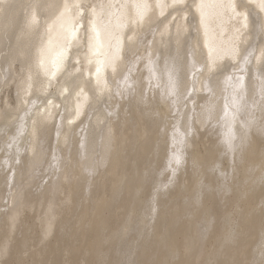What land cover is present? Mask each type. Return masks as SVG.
<instances>
[{"label": "bare ground", "instance_id": "bare-ground-1", "mask_svg": "<svg viewBox=\"0 0 264 264\" xmlns=\"http://www.w3.org/2000/svg\"><path fill=\"white\" fill-rule=\"evenodd\" d=\"M200 2L0 0V264H259L264 12Z\"/></svg>", "mask_w": 264, "mask_h": 264}, {"label": "snow or ice", "instance_id": "snow-or-ice-1", "mask_svg": "<svg viewBox=\"0 0 264 264\" xmlns=\"http://www.w3.org/2000/svg\"><path fill=\"white\" fill-rule=\"evenodd\" d=\"M174 3H182V0H174ZM157 6L161 8V15H163V8L166 7V5L160 4V5H157ZM76 7H77V11H79V8L81 6L78 5ZM83 7L87 8V7H90V6H83ZM138 7H141V6L138 5ZM142 7H144L146 9L148 6L145 4ZM189 7H195L196 10L199 11L201 16L203 17L204 16V10L208 7V5L205 4L203 2V0H201V2L199 4H194V5H191ZM213 7L220 9L221 12L224 13L225 15H228L229 18H231L232 16H238L239 19L245 21V23L242 25V27H246L247 26L248 13H246V12L237 13L238 5L235 3V0H225V2L217 3V4L213 5ZM239 7L243 9V8L249 7V5L241 4V5H239ZM259 7H260L261 11L264 12V0H260ZM260 27H261V30L264 31V19H262ZM93 31H95L94 28H93ZM73 35H74V33H73ZM97 36H98V33H97ZM44 54L45 53L42 52V55H44ZM62 55H63V53H60L57 56V67L59 66L58 65V61L62 58ZM113 59H115V58H113ZM247 62H248L247 58H245L244 63L246 64ZM111 63H112V61L110 60L109 64H111ZM101 70H102L101 67H97L96 68V73L99 74L101 72ZM243 70L244 69L241 68V71H243ZM170 85H171V77H170ZM235 87H242V77H238L236 79ZM262 94H264V90H262ZM234 102H235V100H234ZM237 107H239L238 104H237ZM251 123H252V121H249V124H251ZM262 123H264V122H262ZM228 140H229V144L231 145V140H232L231 133H229ZM174 158L176 160V163L179 164L180 163V156L177 155ZM261 257L262 258L260 259L259 264H264V249H261ZM102 264H103V262H102ZM107 264H111V262H107ZM122 264H134V261H131V262L124 261V262H122ZM208 264H215V261H211L210 260L208 262Z\"/></svg>", "mask_w": 264, "mask_h": 264}]
</instances>
